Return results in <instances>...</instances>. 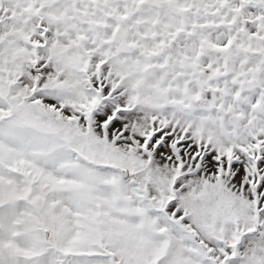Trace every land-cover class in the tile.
I'll list each match as a JSON object with an SVG mask.
<instances>
[{
    "label": "snow or ice",
    "instance_id": "obj_1",
    "mask_svg": "<svg viewBox=\"0 0 264 264\" xmlns=\"http://www.w3.org/2000/svg\"><path fill=\"white\" fill-rule=\"evenodd\" d=\"M0 264H264V0H0Z\"/></svg>",
    "mask_w": 264,
    "mask_h": 264
}]
</instances>
